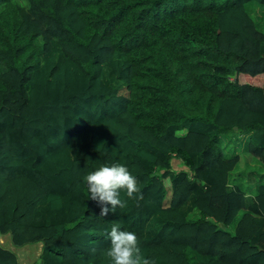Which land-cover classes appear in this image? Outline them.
Wrapping results in <instances>:
<instances>
[{
  "label": "trees",
  "instance_id": "1",
  "mask_svg": "<svg viewBox=\"0 0 264 264\" xmlns=\"http://www.w3.org/2000/svg\"><path fill=\"white\" fill-rule=\"evenodd\" d=\"M241 137L264 165V0H0V238L33 264H109L115 224L140 264H264ZM113 163L139 190L101 217L83 177Z\"/></svg>",
  "mask_w": 264,
  "mask_h": 264
},
{
  "label": "clouds",
  "instance_id": "2",
  "mask_svg": "<svg viewBox=\"0 0 264 264\" xmlns=\"http://www.w3.org/2000/svg\"><path fill=\"white\" fill-rule=\"evenodd\" d=\"M83 180L87 186L88 198L101 206V217L124 206L121 192L126 193L128 198H133L139 190L136 177L120 163L101 165L87 173ZM107 238L110 242L106 249L109 264H140L138 238L134 232L121 230L120 225L115 224Z\"/></svg>",
  "mask_w": 264,
  "mask_h": 264
},
{
  "label": "rangeland",
  "instance_id": "3",
  "mask_svg": "<svg viewBox=\"0 0 264 264\" xmlns=\"http://www.w3.org/2000/svg\"><path fill=\"white\" fill-rule=\"evenodd\" d=\"M260 78V77H259ZM239 81L242 83H248L251 82V84H259L260 83V79H251L249 77H245V76H240ZM244 137H241L238 140V143H235L234 141L229 142V139H226L225 141H223L225 144V146H230V149L232 148L231 146L235 145L233 147L235 152H238L239 154H242V163L240 164V166L238 167V169L235 171L234 173V177H236L237 179V183H249V185H253L255 182H243V181H247L249 178V174L251 172H254L256 170L258 171H264V165L259 166L257 163H255L253 160L249 159L248 156H246L245 154H243V149H245V142H244ZM228 141V142H227ZM232 155V154H230ZM179 161L175 160L174 161V168L175 169H179L181 168V166H179ZM1 243L4 244L5 247L14 250L16 252H19L11 243L10 241V237L8 236H4L1 237ZM21 251H24V256L23 258H21V262L22 264H33L35 263L41 254L42 251V246L40 244H33V245H28L24 248L21 249Z\"/></svg>",
  "mask_w": 264,
  "mask_h": 264
},
{
  "label": "water",
  "instance_id": "4",
  "mask_svg": "<svg viewBox=\"0 0 264 264\" xmlns=\"http://www.w3.org/2000/svg\"><path fill=\"white\" fill-rule=\"evenodd\" d=\"M23 253H24V251H20V252H19V257H20V258H23V256H24Z\"/></svg>",
  "mask_w": 264,
  "mask_h": 264
},
{
  "label": "bare ground",
  "instance_id": "5",
  "mask_svg": "<svg viewBox=\"0 0 264 264\" xmlns=\"http://www.w3.org/2000/svg\"><path fill=\"white\" fill-rule=\"evenodd\" d=\"M20 258V257H19ZM21 259V258H20Z\"/></svg>",
  "mask_w": 264,
  "mask_h": 264
}]
</instances>
